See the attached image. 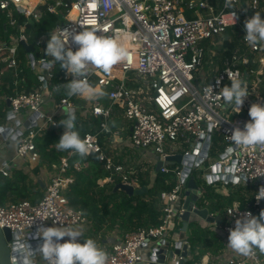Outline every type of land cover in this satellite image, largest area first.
I'll list each match as a JSON object with an SVG mask.
<instances>
[{"label":"built area","instance_id":"built-area-1","mask_svg":"<svg viewBox=\"0 0 264 264\" xmlns=\"http://www.w3.org/2000/svg\"><path fill=\"white\" fill-rule=\"evenodd\" d=\"M31 1L35 2L32 7ZM14 10L27 20L40 21L47 14L60 17L53 34L61 29L70 33L92 30L98 35L117 39L128 49V60L113 65L108 73L90 68L87 79L92 86L101 88L108 100L107 107L96 100L91 113L108 119L114 109H120L123 117L132 122L130 142L134 148L152 152L165 161L167 156L174 155L167 154L166 144L171 151L175 146L178 149L183 146L188 149L183 155L196 152V159L211 162L214 133L222 137L225 150L220 153L221 158L215 159L211 165L234 168L233 172H228L232 180L225 185L244 182L255 185L257 191L244 207L238 203L227 207L222 214L210 213L212 217H220L219 229L225 246L217 256L193 264H264V255L259 249L254 248L253 255L244 256L227 244L229 229L235 227L237 219L246 213L259 217L264 210V199H256L257 192L264 186V146L244 148L232 143L229 135L233 129H243L248 121L234 118L232 113L240 111L226 105L218 95L224 86L231 85L227 72L237 76L243 85L246 81L242 71L249 70L251 78L255 74L257 83L263 75L264 69H256L264 68V42L253 46L244 40V22L260 10V2L233 0L232 7H226L225 0H0V11L6 13L7 27L17 31L9 44L0 43V76L10 71L17 83L24 68L41 74L38 77L41 85L36 90L20 92L9 98L8 111L14 117L11 121L20 122L14 127L20 135L14 131L9 136V143L15 148L14 159L35 162L39 159L35 145L37 136L47 128H59L57 113L75 108L76 102L85 98L67 95L62 85L69 83L73 76L66 71L59 78L62 82L59 89L57 85H50L54 65L46 62V39L40 38L32 46L29 42L31 35L25 25L18 23ZM233 12L236 13L235 23ZM228 31L237 36L239 46L230 58L223 60L222 69L211 75L202 73L205 59L202 43L212 42L217 37L224 40ZM22 43L27 48L32 46L40 50L43 56L35 59L27 51L26 61L23 62L19 50ZM66 47L76 51L79 45L69 38ZM61 90L66 96L57 103L53 102ZM46 100L53 102V114L43 112ZM242 107L247 109L244 103L240 110ZM22 118L29 121L27 127ZM105 127L104 122L102 128ZM82 140L87 141L90 153L99 154L100 160L105 163L110 172L108 182L116 174H121L122 182L135 188L138 180L130 177L132 173L123 174V166L116 165L103 155L96 135L87 133ZM175 165L171 170L165 166L161 168L162 173H172L177 180L171 191L159 194L164 214L162 223L157 227L138 228L116 241L109 250H104L108 254L107 264L147 261L154 244L168 242L175 229L180 231L176 221L185 211L183 204L187 182L196 164L194 162L191 168ZM70 166V157H63L59 165H53L50 182L38 203L0 204V228L23 234L35 231L39 226L85 225L87 219L83 212L67 207L63 198L64 189L71 183L66 176ZM186 168L190 171L186 172ZM0 174L9 175L6 165L0 167ZM206 185L209 184L206 182ZM202 193L200 189L201 196H196V199L200 200ZM189 206L192 213L198 206L197 201H191ZM184 242L188 243L187 240ZM182 259L180 255H174L170 264H179Z\"/></svg>","mask_w":264,"mask_h":264},{"label":"trees","instance_id":"trees-1","mask_svg":"<svg viewBox=\"0 0 264 264\" xmlns=\"http://www.w3.org/2000/svg\"><path fill=\"white\" fill-rule=\"evenodd\" d=\"M258 1L260 2V10L258 13H260L261 18L264 19L263 0ZM14 16L20 25L26 26L27 31L31 35L29 42L32 46H35L36 41L40 38L46 39V45L47 41L50 39V33L55 31L60 20V17L58 16L47 14L40 21L31 19L32 25H30V20L17 14L15 10ZM16 34L17 31L15 29L7 27L6 13L0 11V43L9 44ZM223 39L224 40L217 37L212 42L206 41L202 43L205 54L204 66L209 67L217 64L219 69H222L224 67L223 60L225 58H230L235 49L239 46L237 36L231 34L230 31L225 34ZM218 42L223 44L222 49H219V52L216 50ZM20 49V56L22 61L25 62L27 58V48L21 45ZM216 52L219 53V58L217 57ZM33 56L35 59H39L41 57V51L34 49ZM209 58L213 59L212 63H209ZM48 61L54 64L52 71L53 78L50 85L61 84L62 82L59 78L65 70L61 69L58 62H53L52 59H49ZM253 67L254 69L256 68L255 65H253ZM242 72L244 81L249 83L250 88L252 78L249 74V70H244ZM40 85L41 83L37 78V72L31 68H24L19 75L18 83L16 85L14 83L12 72L9 71L1 75L0 124L6 118L7 101L4 99L5 97H13L23 91L27 93L34 91ZM64 96H66V93L63 90L56 95L57 98H62ZM246 115L247 112H241V117H245ZM235 117L236 116H234V118ZM97 124L98 123H96V126ZM111 128H113V126H111ZM73 130L79 133L81 139L85 134L94 132V129L88 125L87 121L79 116H76L75 128ZM62 134L63 131L60 129L55 131L45 130V133L41 137L35 139L36 149L40 153L43 163H58L61 157L67 156L72 152L71 149L64 151L57 150L56 143H58ZM102 139L103 138H100V144L103 145ZM224 150L225 145L223 144L222 137L214 135L212 138L210 157L216 158L220 153L224 152ZM76 162L82 164V171L77 172L73 169V165ZM70 165L71 168L69 169L68 175L73 177L74 182L63 192V198L66 205L69 207H79L83 210H87L89 207L93 208L94 206H100L98 214L110 216L114 223L119 221L120 227L124 231H134L138 228L157 227L162 223L164 215L162 210L163 205L159 201L158 196L161 191H171L176 186L175 175H160L156 185L151 189H148L146 193L129 197L121 191L113 193L114 187L122 182V180L116 175L113 176L109 182L100 185V181L109 178L110 173L105 170V165L103 161H100L99 154L90 153L86 157H81L79 154L74 155L70 158ZM205 167H207V165H205L204 168ZM202 171L203 169H200L199 171L193 170L190 178H193L201 186L203 192L202 198L198 202V206L201 208L208 207L211 213L224 209L227 206H231L235 202H239L240 205L244 207L252 201L254 194L257 191L256 186L253 184L244 183L242 185L236 184V186L230 184L233 185L234 189L231 190L227 196H222L215 192V187L213 185H206ZM1 180L3 179L0 177V181ZM166 181L168 182L166 183ZM140 185L141 188L147 187V183L144 181L140 182ZM3 199L4 197L0 192V204L2 205H4ZM95 214V212H92V215ZM187 241L191 247L192 258L189 259L186 264L200 262L202 256L206 255L208 252L215 253L222 247L219 238L214 233L211 234L208 229L204 231L201 224L196 221L189 224ZM196 252L198 254H195Z\"/></svg>","mask_w":264,"mask_h":264},{"label":"clouds","instance_id":"clouds-1","mask_svg":"<svg viewBox=\"0 0 264 264\" xmlns=\"http://www.w3.org/2000/svg\"><path fill=\"white\" fill-rule=\"evenodd\" d=\"M232 5L233 0H225L226 7ZM232 16L235 23L236 13L233 12ZM244 29L246 31L244 40L247 44L254 46L264 42V19L261 18L260 13L256 12L253 17L245 20ZM69 38L79 45L78 50L73 51L70 47H66ZM45 55L51 57L53 62H58L61 69L73 76L69 83L62 85L67 95H78L88 100L105 95L101 88L94 87L88 82L89 69L97 68L108 73L113 65L129 59L128 49L117 39L98 35L92 30L70 33L61 29L57 34L50 33ZM227 75L231 85L224 86L218 95L226 105L240 111L248 92L237 76L229 72ZM60 86L57 85V89ZM209 89L213 91L211 86ZM248 115L250 121L244 125V128L236 127L229 135L232 143L244 148L264 146V106L252 104ZM75 120L76 116L70 110L67 112V118L59 122L66 131L56 143V148L59 151L71 149L81 157H86L91 149L87 141L82 140L79 133L73 130ZM256 199L257 201L264 199V186L257 192ZM81 236H83L82 230L70 226H39L32 238L41 240L42 243L33 249L28 243V237L21 239L18 234H14L10 249L13 264H36L34 258L37 254L43 258L45 264H107L108 254L98 247L96 241L88 238L83 243H79L78 238ZM65 237L68 239L61 242ZM227 244L233 251L244 256L253 255L254 248L264 253V210L260 212L259 217L246 213L237 219L235 227L229 229Z\"/></svg>","mask_w":264,"mask_h":264},{"label":"crops","instance_id":"crops-1","mask_svg":"<svg viewBox=\"0 0 264 264\" xmlns=\"http://www.w3.org/2000/svg\"><path fill=\"white\" fill-rule=\"evenodd\" d=\"M49 59H51V57L46 56V62L53 66L54 64L50 63L48 61ZM39 76H41V74L40 72H37V78ZM17 83H15V85ZM9 98L10 97L4 98L7 101V108H6L7 112H6V118L4 121H2L0 126L6 125V122L8 121L7 113L9 111V105H8ZM60 99L61 98L56 97L55 101L53 102L57 103L59 102ZM96 100H99L102 106H105V107L108 106L107 98H105V96H102L100 98L93 99V100L79 99L76 102L75 108L69 109L68 111L70 110L73 111L75 116H79L80 118L87 121L88 125L94 129V132L91 134L97 136L99 144H100V138H103L102 139L103 145L100 144L103 155L106 156L108 159L112 160L116 165L123 166L124 168L123 174L129 175L132 173V176L130 177H132V179L138 180L135 185V188L137 189L141 188L140 182L144 181L147 183V187H146L147 188L146 192H147L148 189H151L154 185H156V183L158 182V177L160 175H169V174L171 176L173 175L172 173H162L161 168L165 166L171 170L176 166L175 165L176 163L163 161L160 156L152 152H143L141 150L134 148L131 145L130 135L132 131V122L129 120H126L123 117V114L120 109H114L112 111L111 116L108 119H104L101 116L99 117L94 116L91 113V107L94 105L93 103ZM53 102L46 100L42 108L43 112L53 114L55 112V106ZM68 111L63 110L57 113V119H59V122L62 119L67 118L66 115ZM21 121L24 123L27 120L26 118L25 119L22 118ZM104 122L106 123V127L103 129L102 124ZM96 123H98L97 126H96ZM113 124L115 126H113ZM111 126H113V128H111ZM13 127H16V126H13ZM63 128L65 127L60 124L59 128H56V129L47 128L46 130L55 131V130L60 129L61 131H63ZM64 132L65 131H63V133ZM44 133L45 131L42 132L37 137H41ZM168 149L170 150L169 146H168ZM179 149L183 150V151H180L182 153L188 150L187 147H183V146L180 147ZM5 150H6V154L2 158L0 157V167L6 165L9 171L8 176L0 174L1 179H3L0 181V192L2 196L4 197L3 199L4 205H9V204L17 203L21 201H29L33 204L38 203L43 198L46 188L50 182V174L53 169V165H59L60 160L63 157L71 158L72 156L77 155L76 153H73L72 151L69 153V155L61 157L58 163L45 164L42 162L41 155L38 151L37 152L39 155V159L38 161L34 162L28 159L27 160L14 159V156H15L14 145L7 146ZM173 153L181 154L179 152H174L171 150L167 154H173ZM138 156H140V158ZM160 162H162V167L158 169V164ZM166 163L172 164L173 167L168 166ZM75 164H77L78 166L75 167ZM73 169L77 172H80L82 171L83 166L81 163L76 162L73 165ZM105 170L108 171L106 168ZM68 172L69 170L67 171L66 176L69 179H71V183L68 184L69 186L74 182V179L73 177L68 175ZM116 176L122 180L121 174H116ZM107 182H108V178L100 181V185H103ZM167 182L168 181H166V183ZM176 184H177V180H176ZM233 185H236V184H233ZM68 186L64 189V191L68 188ZM215 192H216V189H215ZM216 193L219 194L218 192ZM220 195L227 196L228 194L221 193ZM158 199H159V196H158ZM238 203L239 202H235L233 203V205L238 204ZM66 206L69 207L68 205ZM227 207H225L224 209L218 210L216 212H212V213L210 212V213L217 214L221 212L222 214ZM69 208H72V207H69ZM72 209L81 210L87 219V223L85 225L73 227V228H78L82 230L83 232V236L78 238L79 243H83L85 239L91 238L94 241H96L98 247L102 248L103 250H109L112 244L122 239L127 233L132 232V231L122 230L120 227V222L118 221L114 223L110 216L99 215L98 213L100 211V206H94L93 208L89 207L87 210H83L79 207L72 208ZM92 212H95L96 214L92 215ZM197 222L201 224V227L203 228L204 231L208 229L211 234L214 233L219 238L220 243L222 244V247L217 252L215 253L208 252L206 255L202 256L200 260L201 262L203 259L205 260L207 257L217 256L219 252L224 248L225 243L223 242L218 223L210 224V223H206L201 220H197ZM181 226H182L181 221L180 220L176 221V227L181 228ZM47 227H49V225ZM67 239L68 238L65 237L64 240H62L61 242H64ZM186 240H187V237H186ZM173 245H174V242L171 243V247ZM189 248L191 250L190 244H189ZM148 253L149 252L147 250L146 258H147ZM195 254H198V253L196 252ZM191 258H192V254L189 257V259ZM200 262H197V263H200ZM144 263L147 264V261H144ZM170 263L171 261L169 262V264Z\"/></svg>","mask_w":264,"mask_h":264},{"label":"water","instance_id":"water-1","mask_svg":"<svg viewBox=\"0 0 264 264\" xmlns=\"http://www.w3.org/2000/svg\"><path fill=\"white\" fill-rule=\"evenodd\" d=\"M22 46H27L22 43ZM27 51L32 53L34 52V48L32 46H29L27 48ZM9 105V102H8ZM8 117L7 120L11 121L13 120V116L10 112L7 113ZM10 115V116H9ZM15 126H19L20 122L18 120L14 121ZM29 121L24 122V126H28ZM16 132L20 135L19 131H16L13 126L8 125H2L0 126V157L2 158L6 154L5 148L10 145L9 143V136ZM63 131H66L65 128H63ZM208 142H210V139H208ZM195 153L191 155H183L181 154H174L167 156L165 161L167 162H174L176 164H181L186 167L191 168L192 164L195 162V168L194 170H197L204 162V159L202 158H195ZM203 156L205 154H202ZM221 158V155L217 156L216 158H212L213 162L215 159ZM207 167L202 171L205 183L207 182L209 185H213L217 182L225 183L232 180L231 175H228V172H233L234 168H221L219 164H212L210 161ZM162 167V162L158 164V169ZM186 172H189L190 170L186 168ZM236 182V180H235ZM200 189L201 186L193 179L190 178L187 182V190L185 191V200L183 204V209L185 210L183 214L179 216V219L181 221V228L180 231L178 229H175L172 235V238L168 242H159L152 246L151 251L152 253H149V260H147V264H169V262L173 261L174 255H180L183 259L180 261L179 264H185L188 262L189 257L191 256V250L189 248V243L184 242L187 237V232L189 228V224L191 222H194L197 220L204 221L206 223L214 224V223H221L220 217H212L210 216V210L208 207L201 208L197 206L195 210L191 213L189 210L190 202L197 201V204L199 202L198 199H196V196L200 195ZM117 191L124 192L127 196H138L142 195L146 192V188H134L131 185L119 183L117 184L114 189L113 193H116ZM49 227H52V225H49ZM172 227V226H171ZM170 227V228H171ZM35 231L29 232V233H19V232H11L9 229L0 228V264H13V257L10 253L12 241L14 239V234H18L21 239H24L28 237V243H30L35 249L40 243H42L41 240L33 239L32 237L35 235ZM174 242V245L171 247V243ZM36 260V264H45L43 261V258L37 254V257L34 258ZM137 264H145L144 262H139Z\"/></svg>","mask_w":264,"mask_h":264},{"label":"rangeland","instance_id":"rangeland-1","mask_svg":"<svg viewBox=\"0 0 264 264\" xmlns=\"http://www.w3.org/2000/svg\"><path fill=\"white\" fill-rule=\"evenodd\" d=\"M263 3H264V0H263ZM29 24L30 25H32V21L30 20V22H29ZM216 46V45H215ZM222 46H223V44L221 43V42H218L217 43V47H216V50H218V52H219V49L221 50L222 49ZM19 50H21L20 48H19ZM217 53V52H216ZM217 57L219 58V53H217ZM209 60H210V62L209 63H212L213 62V59H211V58H209ZM212 60V61H211ZM217 69H219V66L216 64L215 66H209V67H207V66H204L203 67V69L201 70L202 71V73H204V74H206V75H211V74H214V72L217 70ZM262 69H264V68H257L256 70H262ZM260 76V75H259ZM260 80H259V82L257 83V80H256V78H255V74L252 76V79H251V87L249 88V83L246 81L245 82V85H243V86H245L246 87V90H247V92H248V95H247V97L246 98H244V104L246 105V108L247 109H243L244 107H242V109L240 110V112L239 113H237L236 111H234L232 114H233V117L234 116H236L235 118H238V117H240V118H243V119H245L246 121H250V117H249V115H248V112H249V108H250V106L252 105V104H254V103H256V104H260L261 106H263V99H264V96H263V94H264V70H263V75H261L260 77ZM243 111H245V112H247V115L245 116V117H241V112H243ZM6 125H8V126H15V124H14V121H7L6 122ZM214 135H218L217 133H214ZM165 150L167 151V152H169L170 150L168 149V144H166L165 145ZM180 151H183V150H181V149H178L176 146L174 147V152H179V153H182V152H180ZM220 155V154H219ZM218 155V156H219ZM153 156H155V155H153ZM139 158H140V156H138ZM168 166H170V167H173L172 166V164H170V163H166ZM209 164V162H204L198 169H197V171H199L200 169H205L204 168V166L205 165H208ZM199 174V173H198ZM242 185V184H244V182H241V183H239V185ZM216 185H217V187H216ZM207 186H209V185H207ZM213 186L215 187V189H216V192H218L219 194H221V193H224V194H228L231 190H233L234 188H233V185H225V184H223V183H221V182H217V183H215V184H213ZM236 186V185H235ZM227 191H226V190ZM227 192V193H226ZM203 194V193H202ZM262 255L264 254V253H261Z\"/></svg>","mask_w":264,"mask_h":264},{"label":"bare ground","instance_id":"bare-ground-1","mask_svg":"<svg viewBox=\"0 0 264 264\" xmlns=\"http://www.w3.org/2000/svg\"><path fill=\"white\" fill-rule=\"evenodd\" d=\"M34 3H35L34 1H31V2H30V6L32 7V6L34 5ZM73 14H74V13H72V15H73Z\"/></svg>","mask_w":264,"mask_h":264}]
</instances>
